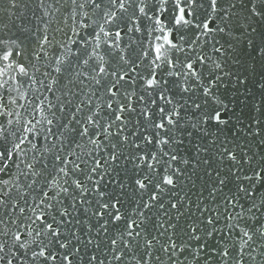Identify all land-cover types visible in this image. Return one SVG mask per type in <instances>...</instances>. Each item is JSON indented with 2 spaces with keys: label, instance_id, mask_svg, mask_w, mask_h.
Returning a JSON list of instances; mask_svg holds the SVG:
<instances>
[{
  "label": "snow or ice",
  "instance_id": "snow-or-ice-1",
  "mask_svg": "<svg viewBox=\"0 0 264 264\" xmlns=\"http://www.w3.org/2000/svg\"><path fill=\"white\" fill-rule=\"evenodd\" d=\"M0 264H264V0H0Z\"/></svg>",
  "mask_w": 264,
  "mask_h": 264
}]
</instances>
